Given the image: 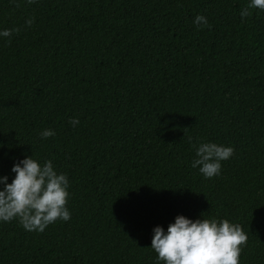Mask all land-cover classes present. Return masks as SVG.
<instances>
[{
	"label": "trees",
	"instance_id": "trees-1",
	"mask_svg": "<svg viewBox=\"0 0 264 264\" xmlns=\"http://www.w3.org/2000/svg\"><path fill=\"white\" fill-rule=\"evenodd\" d=\"M248 3L0 0V29H19L0 38V175L51 160L71 213L0 222V264H156L151 229L177 214L239 224V264H264V10L242 18ZM202 141L234 149L212 178L191 167Z\"/></svg>",
	"mask_w": 264,
	"mask_h": 264
},
{
	"label": "clouds",
	"instance_id": "clouds-1",
	"mask_svg": "<svg viewBox=\"0 0 264 264\" xmlns=\"http://www.w3.org/2000/svg\"><path fill=\"white\" fill-rule=\"evenodd\" d=\"M34 0H26L31 4ZM264 10V0H249L248 7L240 11L246 17L248 9ZM29 18L25 24L31 26ZM193 24L207 26L204 15L197 14ZM19 29H0V38L10 37ZM70 124H79L78 118H70ZM42 138L55 135L53 129L39 133ZM195 157L192 168H198L205 178L220 174L221 161L229 159L233 147L212 141L194 146ZM8 175H0V222L18 219L26 231L43 232L57 219L68 221L71 213L66 207L69 196V181L64 172L57 171L51 160L40 163L31 156L13 162ZM150 248L156 253V264H239L241 245L248 234L241 226L228 219H191L177 214L173 222L163 228L156 225L151 229Z\"/></svg>",
	"mask_w": 264,
	"mask_h": 264
}]
</instances>
